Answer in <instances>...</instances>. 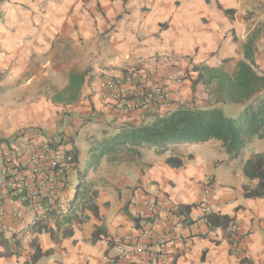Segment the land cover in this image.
<instances>
[{
    "label": "crops",
    "instance_id": "obj_1",
    "mask_svg": "<svg viewBox=\"0 0 264 264\" xmlns=\"http://www.w3.org/2000/svg\"><path fill=\"white\" fill-rule=\"evenodd\" d=\"M248 44L264 72V0H0V153L58 141L63 133L74 140L67 148L79 151L75 169L88 170L85 181L92 182L94 193L82 210L77 206L80 220L69 237L54 222L49 225L53 235L31 231L37 215L17 200L21 218L12 219L9 210L0 220V231L6 238L19 235L22 246L19 254L9 256L14 246L0 248V264H27L37 246L50 254L36 264H103L105 255H117L118 239H139L146 229L151 234L144 243L164 235L167 213L155 219L144 215L148 193L157 194L165 209H180L204 201L205 190L221 215L249 233L242 254H232L229 229L211 231L200 221L201 211L192 207L187 215L176 214L186 221L185 228L178 237H169L167 260L130 254L120 264H264V199H245L248 180L243 173L251 153L264 152L258 148L264 139L255 138L236 160L213 140L175 146L162 156L143 151L140 158L104 157L90 166L97 155L92 144L167 113L119 112L103 98V81L124 79L133 70L152 72L135 88L143 90L165 81L167 70L182 68L190 78L182 87L171 84L173 110L180 105L206 107L212 104L214 86L200 82L194 91V68L207 66L232 75L246 61ZM83 131L90 133L78 146ZM178 155L184 165L173 168L166 160ZM5 197L10 195L3 201ZM100 227L106 234L93 243Z\"/></svg>",
    "mask_w": 264,
    "mask_h": 264
},
{
    "label": "trees",
    "instance_id": "obj_2",
    "mask_svg": "<svg viewBox=\"0 0 264 264\" xmlns=\"http://www.w3.org/2000/svg\"><path fill=\"white\" fill-rule=\"evenodd\" d=\"M245 60L239 62L237 71L232 75L222 69L195 67L198 78L193 81V89L195 91L200 82L207 87L214 86L210 101L212 104L206 107L180 105L165 115H153L148 123L120 128L108 142L92 148L95 154L97 150L99 153L95 155V160L90 166L97 165L104 157L112 161H119L123 157L140 158L143 151H154L158 156H162L175 146L203 145L213 140L222 144L225 154L229 155L231 160L242 157L255 138L264 139V72L259 71L255 64L252 44L245 48ZM236 107L239 110H236ZM73 142L74 140L65 139L63 133H60L57 142L53 140L48 143L52 147H67ZM68 153L73 155L77 164L79 151L73 148ZM192 158L189 156V159ZM166 162L173 168H182L184 165L180 155L172 156ZM87 171H77L78 185L73 192L69 210L62 214L52 211L45 216L37 215L30 227L31 231L53 235L49 225L54 222L58 230H63L64 237L71 236L73 223L80 220L76 214L77 206L82 210L94 197L92 182L85 181ZM243 173L248 180L244 187L245 199H264V152H252L243 164ZM197 205L181 207L179 214L187 215L192 207ZM91 209L96 213L93 207ZM203 219L211 231L229 229L230 234L235 224L231 217L220 213H210ZM105 234L103 227L97 228L92 242L104 238ZM18 236L6 238L3 232L0 233V248H15L14 251L9 250L6 253L8 256L19 254L22 239ZM49 254L43 253L37 246L27 264H36Z\"/></svg>",
    "mask_w": 264,
    "mask_h": 264
},
{
    "label": "built area",
    "instance_id": "obj_3",
    "mask_svg": "<svg viewBox=\"0 0 264 264\" xmlns=\"http://www.w3.org/2000/svg\"><path fill=\"white\" fill-rule=\"evenodd\" d=\"M153 75L152 72L133 70L124 79L105 80L101 84L103 98L113 102L119 112L126 114L173 110L175 92L171 84L182 87L188 79V72L173 67L166 71L165 81L147 89H135ZM68 151L70 149L67 147H52L47 142L39 146L28 143L23 148L13 147L0 153V220L9 210L12 219L17 221L21 218V213L15 208L17 200L23 201L30 212L40 216L52 211L62 214L69 210L73 198L71 174L75 170V162ZM204 194L205 200L195 208L201 211L200 221L206 224L203 217L219 213L221 207L208 201L210 190H205ZM5 195L10 197H5L3 201ZM163 203L157 194L148 193L142 206L144 215L151 219L167 213L168 218L162 222L164 235L152 243H144L141 240L148 239L151 234V229H146L141 231L139 239L129 235L118 239L114 243L117 255H105L103 264H120L130 254H145L156 261L168 259L165 248L169 237H178L185 223L180 216L176 217L178 208L165 209ZM248 237L249 233L235 222L231 228L232 254L244 252Z\"/></svg>",
    "mask_w": 264,
    "mask_h": 264
},
{
    "label": "rangeland",
    "instance_id": "obj_4",
    "mask_svg": "<svg viewBox=\"0 0 264 264\" xmlns=\"http://www.w3.org/2000/svg\"><path fill=\"white\" fill-rule=\"evenodd\" d=\"M188 74H189V71H188ZM189 78H190V75H188V79H189ZM90 124H92V125H97V124L94 123V122H90ZM95 132H98V129H96ZM95 132H94V133H95ZM88 133H90V132H89V131H86V132L83 131V132L79 133V135H78V137H77V145H78V146L81 145V141H82V142H84V141L86 142V139L88 138L87 136H89ZM94 133L91 132V134H92L93 136H95ZM101 135H102V133H101ZM113 136H114V135H113ZM113 136H111V137H113ZM111 137H110V138H111ZM110 138L100 140V142L94 143V144H92V146L97 147V146H99V145H102L103 143L108 142V141L110 140ZM205 147H208V146H205ZM258 148H259L260 150H264V141H262V144L259 145ZM211 149H212V148H211ZM97 153H99V150L96 151V154H97ZM92 154H95L93 150H92ZM71 180H72V192H75V189L77 188V185H78V176H77V171H76V170H73V172H72V174H71ZM0 233H1V231H0Z\"/></svg>",
    "mask_w": 264,
    "mask_h": 264
}]
</instances>
